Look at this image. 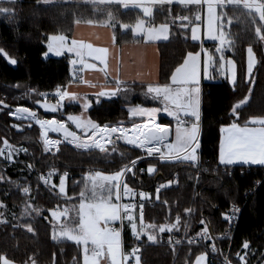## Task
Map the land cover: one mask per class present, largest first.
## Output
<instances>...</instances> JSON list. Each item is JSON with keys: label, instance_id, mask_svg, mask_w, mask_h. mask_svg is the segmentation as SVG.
<instances>
[{"label": "trees", "instance_id": "16d2710c", "mask_svg": "<svg viewBox=\"0 0 264 264\" xmlns=\"http://www.w3.org/2000/svg\"><path fill=\"white\" fill-rule=\"evenodd\" d=\"M198 12L193 5L164 4L149 17L148 24L169 25V38L157 42L159 85L170 83L174 70L189 53L211 45L189 38V24ZM245 15L230 23L226 41L221 42L226 51H213L212 80L201 82L197 161H171L145 157L140 148L124 144L101 151L74 144L49 150L35 122L65 120L66 114L80 111L70 103L55 111L39 106L43 95L76 81L71 74L72 56L49 54L47 37L70 39L76 24L92 22L110 25L118 44L143 41L130 28H121L142 18L141 11L86 0H0V146L11 157L0 156V264L2 257L19 264H82L79 243L53 238L50 212L77 205L89 174H123L126 168L122 186L140 189L146 197L143 212L134 210L124 231V249L137 253L139 264H192L202 252L208 253L207 264H212L227 249L229 264H264V166L218 163L221 126L249 125L251 118H264V23L252 22ZM247 48L255 56L249 81L245 80ZM228 56L236 66L233 84L220 71L223 57ZM131 86L134 90L126 97L94 102L87 110L93 126H131L144 120L129 117L126 104L153 106L157 101L146 84ZM159 121L169 126L174 123L164 116ZM66 125L82 134L75 125ZM5 159L12 163L6 166ZM48 170L57 174L43 180L41 173ZM64 173L72 174L73 179ZM61 177L66 179L63 194L58 189ZM160 185L163 188L158 191ZM230 202L243 209L232 237H223L229 225L224 213ZM133 221L136 225L131 227ZM141 224L152 225L154 235L142 232ZM133 227L139 235L137 250L130 239ZM198 232L202 240L193 244L191 238Z\"/></svg>", "mask_w": 264, "mask_h": 264}, {"label": "crops", "instance_id": "0c3cea01", "mask_svg": "<svg viewBox=\"0 0 264 264\" xmlns=\"http://www.w3.org/2000/svg\"><path fill=\"white\" fill-rule=\"evenodd\" d=\"M92 4H115L119 5L122 9L134 8L139 11L140 8L148 11L149 17L152 15L153 10L159 5L164 4H179L185 6H196L199 10L196 19L189 24V31L191 26L194 24H199V16L202 14V25L197 39L189 38L192 41L202 43H211L210 46H201L200 51L197 53H189L184 61L174 70L170 83L167 85H159L158 73H159V51L157 42L167 40L166 32L162 29L153 30L151 33H134V24L130 27L127 25H122V30L130 28L132 33L136 36H141L143 41L139 42H127L123 44H118L112 32L110 25L102 23H78L75 26L73 36L70 41L66 44H70L75 40L76 47L73 49H68V53H80L82 51V56L85 60L83 67L77 70V78L75 83L70 82L64 88H62V93L64 94V102L77 103L81 100L89 101L90 99L94 102H98L101 99H107L117 96L126 97L128 93L133 92L132 83L146 84L147 92L155 98L157 101L156 105L145 106L140 104H126V110L131 118L138 119H149L159 120L160 117L164 116L174 120L170 129V137L166 142L172 143L179 150L172 153L169 157L172 159H180L187 155L193 147H196L190 141L185 142L182 139L180 132L185 134L186 130L191 132V127L184 130L180 128L181 125L187 124L191 121H195L193 117L190 116H172L170 114H165L162 100H163V90H168L170 87H180V89H186L187 87L193 88V98L196 101L195 116H200V98H201V82L204 81V67H205V53L207 51L209 56L213 59V51H220L219 49V39L223 42L226 41V36L228 35V28L231 22L236 19H242V17L247 14L250 20L256 22L257 20L263 21L264 23V12H258L255 10L254 6L247 4L245 0H218L216 3H209L213 10L217 12L216 17L205 19L207 14V5L203 4V12L201 13V7L198 2L183 1V0H86ZM263 2V0H261ZM233 9V10H232ZM244 11V12H243ZM218 13L225 15L224 19H218ZM245 13V14H244ZM246 16V15H245ZM148 17V19H149ZM145 21V24H147ZM257 21V23L259 22ZM223 24V31L219 34L217 26L220 23ZM150 24V22H149ZM170 36V33H169ZM169 38V37H168ZM80 45V48L77 47ZM83 46V48H82ZM226 49L223 50V53ZM222 53V51H220ZM213 61V60H212ZM129 93V94H130ZM52 104V103H49ZM53 105H57L56 102ZM41 107V105H40ZM42 108V107H41ZM50 108V107H48ZM88 109V108H87ZM46 110V109H44ZM49 111V110H46ZM135 113V114H134ZM183 117L186 119L185 123L178 124L176 121ZM197 119V118H196ZM199 120H196V133L198 136L199 132ZM165 125V124H164ZM232 124L223 125L221 127L231 126ZM237 125V124H236ZM176 127L174 131L173 127ZM243 129L256 130L262 129L259 127H251L250 125H237ZM56 126H54L55 129ZM84 128V126H83ZM221 129V128H220ZM221 132L220 140L218 146V163L220 165H253L246 164L243 160H233L229 163L225 160L221 163L220 154V143H221ZM162 143L160 144V146ZM2 147V146H0ZM5 149V148H4ZM198 148L196 147V161L198 159L197 154ZM11 158L10 154L6 152L4 158ZM195 161V162H196ZM264 166V165H259ZM136 224L131 222V227ZM132 231H135L134 229ZM120 237V236H119ZM121 245V240H120ZM122 249V247H121ZM123 253L130 254L134 251L122 250ZM136 255H138L136 253ZM139 259V255H138ZM132 262V261H131Z\"/></svg>", "mask_w": 264, "mask_h": 264}, {"label": "rangeland", "instance_id": "374dc122", "mask_svg": "<svg viewBox=\"0 0 264 264\" xmlns=\"http://www.w3.org/2000/svg\"><path fill=\"white\" fill-rule=\"evenodd\" d=\"M183 1H191L198 2L201 7V13L203 12V4L207 5V14L205 15V19L209 15V19L216 17V10L214 11L209 3H216L218 0H183ZM230 1V0H228ZM247 4H251L254 6L255 10L258 12H264V0H245ZM142 18L138 19L134 26V33H151L155 29H159V32L164 29L166 32V36L164 38L169 37V25L165 23L161 24H145V21L148 20L149 13L146 10L141 9ZM199 24H194L191 26L190 37L193 39H197V36L200 32L202 25V14L198 17ZM225 15L218 13V19H224ZM253 22V21H252ZM109 23V22H108ZM104 24V23H102ZM223 24L220 23L217 26V30L219 34L222 33ZM67 41H70L69 38H66L63 35H49L46 40V47L49 54L54 56H62L65 54H69L72 56L71 58V74L76 79L78 75H75V71L79 68L83 67L84 58L82 55V51L80 53L70 52L68 53V49H73L76 47V42L73 40L70 44H66ZM222 40L219 39V49L223 51L224 46L221 44ZM49 44H53V47H49ZM80 48V45H77ZM68 48V49H67ZM83 48V46H82ZM205 53V67H204V80H212L211 77V67H212V57L209 56L207 51ZM255 65V56L251 48L246 49V75L245 80L249 81L251 78L252 70ZM221 75L223 78H226L230 84L236 82V66L232 57H223L222 65H221ZM75 75V76H74ZM75 83V81H74ZM193 88L187 87L186 89H180V87H170L168 90H163V100L162 105L165 114H170L172 116H190L195 119V121H191L187 124L181 125L180 128L184 130L189 129L191 127V132L187 131L185 134L181 131L182 139L185 142H191L196 147L198 145V136L196 133V117L195 110L197 108L196 101L193 98ZM64 94L62 93V88L58 87L56 90L52 91L48 94L42 96L40 100L39 106L41 105L42 109H46L49 111H55L59 108H62L64 104L68 102H64ZM56 102V106L53 105ZM52 103V104H49ZM73 103L79 106L80 111L74 114H66L65 120H57L52 118L50 120H45V122H41L40 120H36L35 122L40 125L41 129L46 130H54V126L57 124H66L67 122L75 125L76 128L80 130L82 134L80 139L86 140L88 135L91 136L92 130L96 125L93 126V123L88 117L87 110L94 104V101L91 99L89 101L81 100L80 102ZM71 104V103H70ZM50 107V108H48ZM88 108V109H87ZM135 114V113H134ZM154 120L152 118H149ZM249 125L251 127H259L264 129V118H251L249 120ZM84 126V128H83ZM195 126V127H194ZM174 131H176V127H173ZM157 148V146H155ZM196 147H193L192 150L185 156L180 157L179 160H186L190 162L196 161ZM5 147H0V156H5ZM198 148V147H197ZM159 149L165 154V160H178L172 159L169 156L177 152L179 149L176 148L170 142H164ZM9 153V152H8ZM198 154V151H197ZM121 172L109 173V172H95L93 174H89L87 177L86 186L82 193L79 195V201L77 205L71 207L70 210L66 208H62L57 212H50V216L52 219L53 225V233L52 236L56 240H70L75 243L80 244L81 256H82V264H129V261H132V264H139L138 255L131 252L127 254L123 253L120 245V237L118 233L111 232L108 230V226L111 223H114L118 219V201H119V186L118 182L121 177ZM65 177V176H64ZM61 177L59 179L58 189L63 194L65 193L66 188V179ZM25 214L28 212L25 210ZM152 225L144 226L141 224V231L147 233L148 235H154V227ZM135 227H133L134 229ZM162 228L160 229V231ZM207 252L199 253L195 256L192 264H207ZM243 260V255L240 256ZM1 264H19L15 263L5 257H2Z\"/></svg>", "mask_w": 264, "mask_h": 264}, {"label": "built area", "instance_id": "2783aa9c", "mask_svg": "<svg viewBox=\"0 0 264 264\" xmlns=\"http://www.w3.org/2000/svg\"><path fill=\"white\" fill-rule=\"evenodd\" d=\"M176 122L178 124L185 123L186 119L180 117ZM149 127H154L160 130L164 126L163 124L160 123L159 120H151V119H145L131 126H123L120 124H113V125L98 124L92 130L93 134H91V136H89L88 138L90 141V146L79 145L76 142L69 140L65 136L59 135L54 130L51 131V130L41 129L40 135L44 143V146L49 150H56L62 144H68V145L74 144L82 149H86V150L96 149L101 151L104 150L106 147L114 144H124L130 147L140 148L145 153V157L165 160L167 156H165V154L159 149V146L161 144L160 140L153 141L150 144L146 143V130ZM137 133H140V135H137ZM155 146H157V148ZM5 151L8 152V149H6ZM4 162L6 166H9L12 163V160L5 159ZM132 165L133 163H131L129 166ZM126 170L127 168L124 170L118 182V186H119L118 219L114 223H111L108 226L109 231L119 234L122 250H124V245H125L124 242L125 225L127 221L131 219L134 210L138 211L139 213L143 212L144 204L146 201L145 194L140 189H135V188L125 189L122 186L123 175ZM227 173L231 174V170H228ZM56 174H57L56 172L52 170H48L44 173H41V177L43 180H49ZM62 175L68 177V179L70 180L73 179V176L70 173H64ZM175 182H177V180H175ZM162 188L163 185H160L157 187V190L160 191ZM242 209H243V205L234 202H230L228 204L224 216L225 215L232 216V220H227L229 225L222 234L223 237H232L233 231L235 230V227L238 223V219L242 212ZM138 238H139L138 233L136 232L130 233L131 243L135 245V250H137L140 245ZM201 240H202L201 232H198L193 238H191V242L193 244H198ZM167 241H169V238H167ZM211 263L229 264V249L226 250V253L223 257L219 259L213 258L211 260Z\"/></svg>", "mask_w": 264, "mask_h": 264}, {"label": "snow or ice", "instance_id": "6c2138e0", "mask_svg": "<svg viewBox=\"0 0 264 264\" xmlns=\"http://www.w3.org/2000/svg\"><path fill=\"white\" fill-rule=\"evenodd\" d=\"M53 46L49 44V47ZM196 118L199 120L200 116L197 115ZM220 132L221 163L225 160L229 163L233 160H243L246 164L264 165V129L249 130L232 124L221 127ZM224 219L232 220V216L225 215Z\"/></svg>", "mask_w": 264, "mask_h": 264}, {"label": "water", "instance_id": "95a60500", "mask_svg": "<svg viewBox=\"0 0 264 264\" xmlns=\"http://www.w3.org/2000/svg\"><path fill=\"white\" fill-rule=\"evenodd\" d=\"M5 105V104H3ZM6 106V105H5ZM16 110L22 111L25 113L33 114L35 111L30 110L26 107H15ZM55 131L62 136H65L71 141H76L78 144L83 146H90V142L81 141L80 135L71 129L66 124H57ZM170 137V129L168 126L162 127V129H157L154 127H149L146 130V143L150 144L153 141L160 140L161 143L166 142Z\"/></svg>", "mask_w": 264, "mask_h": 264}, {"label": "bare ground", "instance_id": "6f19581e", "mask_svg": "<svg viewBox=\"0 0 264 264\" xmlns=\"http://www.w3.org/2000/svg\"><path fill=\"white\" fill-rule=\"evenodd\" d=\"M136 132H137V130H136ZM137 135H140V133H137Z\"/></svg>", "mask_w": 264, "mask_h": 264}, {"label": "flooded vegetation", "instance_id": "af4514ba", "mask_svg": "<svg viewBox=\"0 0 264 264\" xmlns=\"http://www.w3.org/2000/svg\"><path fill=\"white\" fill-rule=\"evenodd\" d=\"M79 134V133H78ZM81 136V135H80Z\"/></svg>", "mask_w": 264, "mask_h": 264}]
</instances>
